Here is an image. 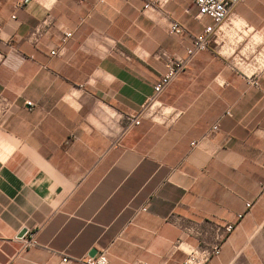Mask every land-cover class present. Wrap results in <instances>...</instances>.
Returning a JSON list of instances; mask_svg holds the SVG:
<instances>
[{
  "label": "crops",
  "instance_id": "crops-1",
  "mask_svg": "<svg viewBox=\"0 0 264 264\" xmlns=\"http://www.w3.org/2000/svg\"><path fill=\"white\" fill-rule=\"evenodd\" d=\"M208 26L187 0H0V264H181L227 224L208 264H264V63L238 71L264 0L154 94Z\"/></svg>",
  "mask_w": 264,
  "mask_h": 264
},
{
  "label": "built area",
  "instance_id": "built-area-1",
  "mask_svg": "<svg viewBox=\"0 0 264 264\" xmlns=\"http://www.w3.org/2000/svg\"><path fill=\"white\" fill-rule=\"evenodd\" d=\"M191 4L195 5L197 8V18H208L212 21V26L206 27L203 32L199 33L192 39L191 46L186 50L185 58L169 57L163 54L167 60V69L165 74L156 82L154 85L155 96L159 95L164 91L170 84L172 79L179 75L186 67L188 61L193 58L198 53L208 49L209 45L215 42L216 34L220 31L221 26L228 19L231 14L232 9L242 0H187ZM148 8V5H145ZM168 33L170 35H180L182 29L177 22H171L168 27ZM72 36L70 32H65L60 39V44L64 45L67 40ZM262 43L264 41L262 40ZM52 55L55 52H51ZM258 55V54H257ZM262 62V63H261ZM264 63L261 57L254 56L251 61L243 65V68L238 71L240 74L246 78L247 85L257 86L256 76L259 72V68ZM251 72L250 74L248 72ZM30 106L29 102H26ZM141 114V113H140ZM140 114L137 116L128 117L130 125L138 126L140 123ZM226 115H230L226 112ZM217 126H213L212 130H216ZM193 145V144H191ZM252 202L246 203L244 208L246 212L251 208ZM145 209H142L144 211ZM245 213H240L236 215V219L240 220ZM234 229L233 224H227L222 230L217 234V238L212 245H198L192 247L187 253L185 259L181 264H208L212 257L217 256L220 252V246L225 238V235L229 234ZM27 245H31L34 233H28ZM62 262H68L67 258H62ZM84 264H108V258L106 251L100 252L98 255L87 257Z\"/></svg>",
  "mask_w": 264,
  "mask_h": 264
},
{
  "label": "water",
  "instance_id": "water-1",
  "mask_svg": "<svg viewBox=\"0 0 264 264\" xmlns=\"http://www.w3.org/2000/svg\"><path fill=\"white\" fill-rule=\"evenodd\" d=\"M26 235V230L22 229L19 233H18V238H23ZM95 255V251H92L90 256H94Z\"/></svg>",
  "mask_w": 264,
  "mask_h": 264
}]
</instances>
